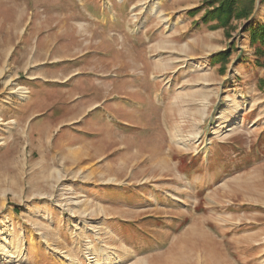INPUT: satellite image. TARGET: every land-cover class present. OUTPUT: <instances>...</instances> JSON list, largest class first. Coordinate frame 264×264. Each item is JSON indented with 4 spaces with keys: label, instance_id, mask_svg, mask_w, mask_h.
<instances>
[{
    "label": "rangeland",
    "instance_id": "374dc122",
    "mask_svg": "<svg viewBox=\"0 0 264 264\" xmlns=\"http://www.w3.org/2000/svg\"><path fill=\"white\" fill-rule=\"evenodd\" d=\"M207 10L0 0V264H264V5Z\"/></svg>",
    "mask_w": 264,
    "mask_h": 264
},
{
    "label": "trees",
    "instance_id": "16d2710c",
    "mask_svg": "<svg viewBox=\"0 0 264 264\" xmlns=\"http://www.w3.org/2000/svg\"><path fill=\"white\" fill-rule=\"evenodd\" d=\"M209 6V10L202 16L205 23L217 20L219 25H226L231 18H252L255 11L256 0H202ZM264 5V0H261ZM191 11L193 15L197 14L201 8ZM206 7V6H205ZM212 7V8H210ZM244 30L250 32V43L255 47V55L257 56L255 64L264 67V23H252L249 21L244 25Z\"/></svg>",
    "mask_w": 264,
    "mask_h": 264
}]
</instances>
